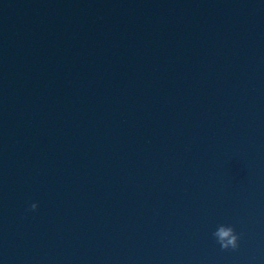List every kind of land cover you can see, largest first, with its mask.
I'll return each mask as SVG.
<instances>
[{"label":"water","instance_id":"obj_1","mask_svg":"<svg viewBox=\"0 0 264 264\" xmlns=\"http://www.w3.org/2000/svg\"><path fill=\"white\" fill-rule=\"evenodd\" d=\"M0 264H264V0H0Z\"/></svg>","mask_w":264,"mask_h":264},{"label":"clouds","instance_id":"obj_2","mask_svg":"<svg viewBox=\"0 0 264 264\" xmlns=\"http://www.w3.org/2000/svg\"><path fill=\"white\" fill-rule=\"evenodd\" d=\"M39 208V203L36 201L31 202L30 211H36ZM215 242L224 251H235L240 247L241 235L237 232L233 225H230L227 230L219 229L212 234Z\"/></svg>","mask_w":264,"mask_h":264}]
</instances>
